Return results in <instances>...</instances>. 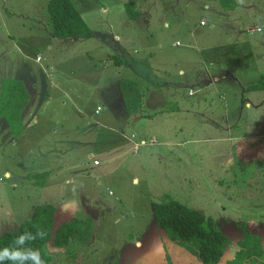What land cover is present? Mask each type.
Returning a JSON list of instances; mask_svg holds the SVG:
<instances>
[{
	"label": "rangeland",
	"instance_id": "obj_1",
	"mask_svg": "<svg viewBox=\"0 0 264 264\" xmlns=\"http://www.w3.org/2000/svg\"><path fill=\"white\" fill-rule=\"evenodd\" d=\"M73 1L95 35L76 41L60 38L58 46L43 56L61 68L75 66L85 72L102 56L116 54L126 66L122 77L134 79V20L125 3L147 1L158 8L156 31L164 32V48L158 50L166 62L164 78L170 85L180 82L176 100L169 97L179 109L171 106L159 115L161 121L152 130L127 121L121 129L116 121L101 134L91 131L87 139L85 125L79 124L81 128L73 132L76 139L69 142L70 149L58 162L86 164L84 156L95 153L101 161L99 169L91 172L97 197L68 193L76 186L75 179L68 178L58 187H41L39 173L25 179L24 175L31 174L23 166L25 153L18 155L19 147L12 141H0V237L31 218L38 205L54 203L58 210L54 227L73 212L84 210L93 216L95 229L91 243L80 248L76 257L69 249L48 243L51 264H200L191 251L198 243L172 242L156 225L152 204L170 193L216 221L228 236V254L244 240L264 256L258 250L264 247V93L252 95L251 90L241 88L252 79L261 82L264 76V0H237L235 8H222L217 14L213 7L223 6L220 0ZM47 2L0 0V83L25 60L21 45L5 48L12 23L29 21L28 16L41 18L38 7ZM164 4L167 9L162 12ZM3 15L7 18L2 21ZM43 15L47 16L45 10ZM202 16L208 19L205 26L200 23ZM216 37L224 41L222 65H229L219 74L235 73L229 79L236 80H228L230 91L211 87V71L217 74L218 65L198 55ZM97 105L105 108L100 112L103 117L120 114L118 104L105 107L99 99ZM133 132L141 133L140 138L134 137V145L129 143L115 153L119 133L131 136ZM97 138L104 142L98 145ZM142 139L147 143L140 144ZM6 168L17 176L7 177ZM172 248L184 250V256ZM245 257L244 252L229 264H240ZM244 264L259 263L247 260Z\"/></svg>",
	"mask_w": 264,
	"mask_h": 264
},
{
	"label": "crops",
	"instance_id": "obj_2",
	"mask_svg": "<svg viewBox=\"0 0 264 264\" xmlns=\"http://www.w3.org/2000/svg\"><path fill=\"white\" fill-rule=\"evenodd\" d=\"M45 7H38V15L41 18L28 16L25 19L29 18V21L12 23L9 38L5 39V48L9 45L17 47L16 44H19L26 52H21L25 59L23 65H19L15 71L14 68L8 69V71H14V73L1 78L0 91L5 79H20L29 91L30 103L22 115L21 122L24 124V129L17 136L13 134L8 120L5 117H0V141H12L16 147H19L18 155L23 156L22 153H25L26 161H24L23 166L26 167L29 174L46 172L43 181L40 183L41 187L64 186L68 178L71 181L75 179L76 186L69 189L68 193H74L75 195L78 193L80 197H91L93 195L97 197L98 194L95 193L96 190L93 187L94 178L91 176V172L99 169L101 161L95 159V153H89L88 157L84 156L86 164L70 166L65 162H58L70 149L69 142L76 139L73 132L81 128L79 124H83L85 125L83 129L87 132V139H90L92 132L101 134L106 131L107 126L109 128L108 124H113L116 121L119 122L118 126L121 129H124V122L127 121L140 123L143 127L150 126L152 130L154 123L161 121L162 116L159 115H163L171 109V106L175 110L179 109L178 105L173 104L176 103L175 101H169V97H174V100H176V92L181 88L180 82L177 81V84L170 85L164 78L165 73H163V70L167 69L165 67L166 62H163L165 58L160 56L158 50L164 48L165 39L164 32H161L159 28L156 31L155 28L156 12L158 11L155 5L145 1L143 3L137 2L135 7L138 11V17L133 19L134 79L138 81L140 89L144 92V98L142 107L132 112L127 109L123 110L126 105L120 88V83L125 78L122 77V71L126 66L125 63L121 65L110 64L108 58L113 54L102 56L99 61L93 62L85 72L75 66L61 68L43 56L44 51L50 54L58 46L60 39L51 34L48 16L43 15L44 10H46ZM166 7L167 4L161 5L162 12L166 11ZM40 8H42V11H40ZM222 8L226 9L220 4L213 7L216 11L215 14L221 13ZM6 18L5 15L1 16L2 21ZM203 20H205V24H202ZM115 22L114 19L111 26ZM200 23L204 26L207 25V17L202 16ZM27 25L30 26L25 29ZM212 28L214 30L216 26ZM155 32L158 35L156 39L154 38ZM65 39L76 41V38ZM223 42L220 38L216 37L214 40L212 38L207 41L209 45H205L198 51V55L201 58L209 57L210 63L218 65L217 74L211 71V87L224 88L230 91L232 88L228 80H236L229 79L230 76H235V73L232 72L229 75L219 74V72L226 71L227 66H229L222 65L221 54L223 52H221V48H223ZM33 51L36 52L35 59ZM86 55L89 56V54ZM254 80H250L248 84L242 85L241 88L249 92L246 87L254 83ZM250 93L252 95L261 93L263 95L264 89L251 90ZM166 95H168V101ZM99 99L102 100L105 107L106 105L111 107L118 104L120 114H118L119 112L115 115L109 113L106 117L100 115V112H103L105 108L100 105L96 106ZM262 100H264V96ZM106 109L108 110V107ZM93 117L98 119H93ZM133 135H135V138H140L141 133L135 134L133 132L131 136L119 133L118 140L115 142V153L122 152L123 147L129 145V143L134 145L135 138ZM23 140L24 142H21ZM95 140L98 145L104 142L100 138ZM65 147L67 150L64 149ZM22 148L23 150H21ZM92 158H94L93 165H90ZM96 161H98L97 164ZM98 172H102V170ZM6 174L7 177L11 178L17 176L9 168H6ZM23 177L30 179L28 175ZM172 251L183 256L185 254L184 250L172 248Z\"/></svg>",
	"mask_w": 264,
	"mask_h": 264
},
{
	"label": "trees",
	"instance_id": "obj_3",
	"mask_svg": "<svg viewBox=\"0 0 264 264\" xmlns=\"http://www.w3.org/2000/svg\"><path fill=\"white\" fill-rule=\"evenodd\" d=\"M220 2L223 7L237 6V0H220ZM125 7L131 19L138 17L135 1L126 2ZM45 9L53 36L86 38L95 35V31L73 0H48ZM108 60L110 64L124 63L116 54L109 56ZM120 88L127 110L129 112L139 110L143 105L144 92L140 89L138 81L130 78L123 79ZM262 89H264V76L261 82L252 83L247 87V90ZM29 103L30 94L22 80L7 78L3 81L0 91V117L8 120L15 136L24 129L21 120ZM45 173L39 174L45 176ZM36 174L31 173L28 177L36 178ZM152 209L158 229L165 231L172 242L198 243L191 251L200 264H220L223 259L225 262L222 264H229L232 258L240 257L244 252L246 257L240 264H244L247 260L264 264V256L257 254L255 246H249L244 240L240 242L239 248L232 254H228V236L216 221L202 211L176 199L170 193H165L161 200L154 201ZM56 213L57 205L54 203L38 205L31 218L17 228L3 233L0 237V249L14 247L13 242L21 233L35 234L38 230H42L45 233L44 238L31 241L25 247L39 250L45 264L52 262V256L47 251L48 243L69 249L73 257H76L79 249L85 248L92 241L95 229L94 218L84 210H77L68 219L54 227ZM258 250L263 252L264 247L260 246Z\"/></svg>",
	"mask_w": 264,
	"mask_h": 264
},
{
	"label": "clouds",
	"instance_id": "obj_4",
	"mask_svg": "<svg viewBox=\"0 0 264 264\" xmlns=\"http://www.w3.org/2000/svg\"><path fill=\"white\" fill-rule=\"evenodd\" d=\"M135 136V135H134ZM45 233L38 230L35 234L24 232L14 240V247L0 249V264H45L39 250L25 247L31 241L43 239Z\"/></svg>",
	"mask_w": 264,
	"mask_h": 264
},
{
	"label": "built area",
	"instance_id": "obj_5",
	"mask_svg": "<svg viewBox=\"0 0 264 264\" xmlns=\"http://www.w3.org/2000/svg\"><path fill=\"white\" fill-rule=\"evenodd\" d=\"M202 24H205V20L202 21ZM257 29L260 30L259 27H258ZM133 137H134V135H133ZM146 143H147V141L142 140L140 144H146ZM135 150H136V151L138 150V145H136ZM95 163L97 164L98 161H96Z\"/></svg>",
	"mask_w": 264,
	"mask_h": 264
}]
</instances>
